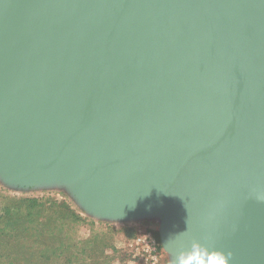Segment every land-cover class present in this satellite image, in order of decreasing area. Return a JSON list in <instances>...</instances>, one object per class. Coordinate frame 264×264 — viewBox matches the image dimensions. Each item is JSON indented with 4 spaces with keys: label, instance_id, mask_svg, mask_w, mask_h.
I'll list each match as a JSON object with an SVG mask.
<instances>
[{
    "label": "water",
    "instance_id": "water-1",
    "mask_svg": "<svg viewBox=\"0 0 264 264\" xmlns=\"http://www.w3.org/2000/svg\"><path fill=\"white\" fill-rule=\"evenodd\" d=\"M0 176L264 264V0H0Z\"/></svg>",
    "mask_w": 264,
    "mask_h": 264
},
{
    "label": "rangeland",
    "instance_id": "rangeland-1",
    "mask_svg": "<svg viewBox=\"0 0 264 264\" xmlns=\"http://www.w3.org/2000/svg\"><path fill=\"white\" fill-rule=\"evenodd\" d=\"M32 198L37 200H30ZM28 202H68L83 216L94 221L93 224L90 221L79 223L69 232L80 241L89 238L93 240L85 247V253L82 255L88 264H91L94 258L107 264H172L171 256L165 251L161 241L158 216L101 218L84 209L71 190L61 183L22 187L9 184L0 176V203L5 206H20L19 216L21 213L22 216L18 222L23 221L24 215L31 210V206H27ZM44 208V205L39 206L33 211L40 212ZM44 211L43 213H52L46 208ZM20 243L21 240L12 236L5 248L13 250L25 247ZM73 260L76 261V258Z\"/></svg>",
    "mask_w": 264,
    "mask_h": 264
},
{
    "label": "trees",
    "instance_id": "trees-1",
    "mask_svg": "<svg viewBox=\"0 0 264 264\" xmlns=\"http://www.w3.org/2000/svg\"><path fill=\"white\" fill-rule=\"evenodd\" d=\"M43 205L52 213H43L45 208L33 211ZM27 206H31V210L18 222L22 216V213L19 216L20 206L0 203V264H88L82 255L92 239L80 241L69 232L79 223L90 221L93 224L94 221L68 202H28ZM12 236L21 240V246L25 247L6 249ZM91 264L107 263L94 258Z\"/></svg>",
    "mask_w": 264,
    "mask_h": 264
},
{
    "label": "clouds",
    "instance_id": "clouds-1",
    "mask_svg": "<svg viewBox=\"0 0 264 264\" xmlns=\"http://www.w3.org/2000/svg\"><path fill=\"white\" fill-rule=\"evenodd\" d=\"M230 256L231 253L209 251L199 244H194L191 251L177 257L176 264H229Z\"/></svg>",
    "mask_w": 264,
    "mask_h": 264
}]
</instances>
